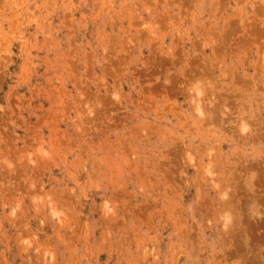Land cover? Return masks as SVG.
<instances>
[{
	"label": "rangeland",
	"instance_id": "1",
	"mask_svg": "<svg viewBox=\"0 0 264 264\" xmlns=\"http://www.w3.org/2000/svg\"><path fill=\"white\" fill-rule=\"evenodd\" d=\"M0 264H264V0H0Z\"/></svg>",
	"mask_w": 264,
	"mask_h": 264
}]
</instances>
